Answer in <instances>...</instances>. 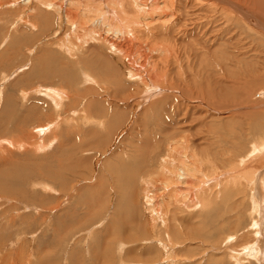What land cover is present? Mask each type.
I'll return each instance as SVG.
<instances>
[{
    "label": "rangeland",
    "instance_id": "rangeland-1",
    "mask_svg": "<svg viewBox=\"0 0 264 264\" xmlns=\"http://www.w3.org/2000/svg\"><path fill=\"white\" fill-rule=\"evenodd\" d=\"M240 2L233 0V4L240 5L244 11L254 16L256 19L255 24L248 23L247 19L233 6L234 21L233 25L229 27L227 25L224 27L225 21L220 19L222 16H219L221 15L219 13L218 16L215 15V19L219 24L215 21V25L210 24L208 26L207 22L204 21L203 24L206 31L200 29L202 33L201 31L199 33L189 31L191 33L189 36H180V34L175 36L170 32L160 34V27L159 30L151 28L146 32V35L143 36V41H152L151 39L156 35L153 32H158L160 37L157 38L159 39H172L171 41L179 42L178 47L182 53L180 60L183 59L181 61L182 73H184V76L183 74H180V76H183L185 80V88L189 91L191 90L190 94L192 96L200 93L198 96L204 100L202 103L205 100L207 101L204 104L195 102L196 105H194L189 99L191 97L183 98L177 93V91H182L177 84L173 85L175 90L170 89L166 85L162 93L153 96V100L146 102L148 105L145 104L143 107H139L140 103L143 102L140 94L135 96L129 102L124 103V106H127L126 108H121V106L117 110L124 112L121 113L123 117L122 124L126 121L129 122L131 119L136 120L138 125L143 122L146 125L150 124L148 128H150L152 135L144 136L143 130L139 131V128H136V124L133 127L134 123L131 120L132 123L129 129L126 132L123 130L120 134L122 135V138H120L121 144L118 142L113 149H111L114 145V140L112 141V139L116 135L112 131L111 133L109 132L108 123L107 125L105 123L104 126L96 123L88 124L82 121L85 116V111L83 110L86 101L83 102L84 104H80L79 95H85L90 92L88 88L91 87L92 90L97 86L91 83L84 86L82 84L83 76L80 75L82 73L80 70H83L84 65L70 66L69 61L74 62L72 58H68L64 50L56 47V44H52L55 40L47 39L54 35L53 33L58 29L56 27L60 25L57 22L58 13L54 10H48L50 8L25 12L27 10L21 0L16 6H10L9 3L0 4V264H112L115 261H117L115 264H143L144 262L146 264H163L162 261L164 259L161 260L160 258H164L165 251L162 249V245L159 244L161 242H158L159 239L163 240V236L162 238L156 236H150L151 238L147 239L143 238L144 242L139 239V242H132L134 245L132 246L131 242L128 241L130 240L128 238L130 234L126 235L127 238L124 235L122 236L117 229V222L113 223L114 214L118 208V200L114 195L117 193L116 188L112 185L113 181L110 178V173H114L115 169L118 168L122 173L121 179L123 176H125L124 179L128 178L126 187L129 186L133 189V197L135 195V199L138 201L135 200V204H132V200L129 198L128 205L134 210L136 209L135 212L143 215L146 220L148 211H146L144 197L149 191L144 189L142 178L146 174L148 175L153 167L161 171L163 160L166 163L170 162L169 160L166 161L168 147L171 145L172 138L176 136L169 139L159 135V137H154L157 125L160 126L164 116L168 117L165 112L162 113V110L151 109V105L154 103H162L174 109H177L180 105L182 106V115L180 112L178 117L175 116V121L171 122L170 118L168 120L174 125L180 116L182 117L184 113H187L186 120L188 123H192V127L185 126V128L180 129L174 125L175 133L189 134L193 141H191L193 146L196 147L195 145H198L201 156L204 155L206 150L209 153L212 150H216L221 168L220 181L222 185L220 189L225 192L223 194L224 198L221 196L220 200L217 201L216 216L218 214V216H224L226 219L228 218V221L224 222L221 226L222 230H218L216 235L212 232L209 233L210 230L208 231L209 234L206 232L203 235L202 233L203 237L196 234V232H201L198 229H203L199 226L200 222L196 217L199 213L197 212L199 211L198 206L193 210L195 213L184 210V214L175 211V206H173L172 212L177 217L179 214H186L185 216L187 217L185 222L178 219V222L175 220L173 224L172 238L178 243L167 253L174 257L173 259L176 262L174 264H240L234 262L232 257L243 258L233 254V252L231 253L226 248L228 246L226 245L227 241H225L226 237L237 238L235 244L238 245L234 249L238 250V253H241L242 256L249 257V252L244 251V254V249L241 248L245 242H251L253 249H262L260 250L262 257L259 260L264 264V151H260L257 155L253 154V152L257 151V148H262L260 141L264 140V109L260 108L264 106V31L261 30L262 25L264 27V15L260 14L261 12L257 10V7H250ZM162 5L164 6L163 3ZM180 9L183 13L191 12L185 2L180 4ZM39 13L48 14L53 19V22L55 21L53 26L50 25L48 27V32L47 30L46 32L44 31L45 25L40 26L39 31H35L29 25H23V19L18 20L19 15L25 16L26 14L27 20L32 22L38 18ZM192 21H195V19H189L188 22L191 23ZM203 24L201 23L200 26L203 27ZM192 27L191 24L187 25L189 30ZM227 28L233 31V44L230 41L232 38L228 34L229 32L227 33L229 31ZM150 30L153 31L151 32ZM43 32L47 34H45V37L42 35ZM62 33V35L69 33V31L67 32L66 22H63ZM147 33L150 35H147ZM204 35L205 37H203ZM177 38L178 40H176ZM212 40L213 43L211 42ZM184 42H187V44L184 45ZM48 43L50 44L48 45ZM201 43H206V45L202 46ZM193 44L198 48H194ZM187 45L190 46L188 47ZM102 49H104L102 54L109 56L106 54L108 51L106 47L104 46ZM57 50L60 52L58 53ZM200 50L203 51L201 52ZM212 50H217L218 54L214 59L210 57ZM205 51L208 56H206ZM52 52L57 53L59 56L58 58L55 54L56 61H50V59L47 60L46 58L50 53L54 55ZM89 55L90 52L87 47L82 52L77 53L79 58H85ZM215 59L220 60L219 63L224 64V67L228 66L229 71L226 72L222 65L215 68L213 66ZM45 62H47L46 65L49 67L55 68V71L63 68L65 76L70 74V76L75 77V81L68 83L63 81L64 78H59L55 81L47 80L46 82L40 75L46 72H32L36 68L40 70L41 66L45 67ZM115 64L117 71L121 72V76L124 78L122 81L125 82L126 79L127 84L131 85L133 81L128 80L125 75L126 71L122 68L123 66H120L123 65L120 59H116ZM176 64L172 63V73L173 77H176L175 81L177 82L178 74L181 72H178L180 66ZM44 82L51 87L65 89L67 97L63 108L53 107L51 100L40 93L38 88L42 89L41 84L43 86L46 85ZM103 82H100L99 86L102 87L103 85L107 91L111 89L108 92L112 93L114 89L111 85ZM135 86L141 91L144 90V87L140 84ZM141 87L143 88L141 89ZM214 90L216 92L221 91L222 95H215L214 93L216 92ZM177 95L180 96L178 97ZM176 97L180 100H177ZM74 99L76 100L74 101ZM188 99L190 102H186ZM239 102H244V104L233 107ZM245 102H248L247 105L250 106L245 105ZM215 103L218 107L221 105L220 108L217 109L216 107L214 110ZM207 105L213 107V109ZM242 106L244 109H241ZM78 109L79 111H77ZM74 111L77 112L74 113ZM259 111H261V115H258L257 112ZM250 112L255 115L249 114ZM49 117L54 120L51 122L52 124L54 123L53 126L50 125L51 123L49 124L51 120ZM24 121L26 122L24 123ZM152 123L155 125H152ZM39 125L45 126V130L42 127V130H36L37 132H35V128ZM102 126L104 129L101 128ZM131 126L132 128L130 129ZM152 129L156 130L154 131L155 134ZM232 130L233 132H231ZM85 135L89 136L86 137ZM86 138L88 139L86 140ZM228 139L229 141H227ZM173 142L175 141H172V144ZM10 143H13V145ZM42 144L46 148H39ZM115 151L116 154L114 153ZM121 151L124 152V155L121 156L122 161L118 160L120 159L118 156L116 157V155H121ZM258 155H263L261 157L263 160H259ZM241 160H244V167L247 166L248 173L253 174V181L251 183L247 182L248 185L246 183L244 185L238 184L237 187L233 188L234 190H231V188L225 190L224 184L230 182L228 181L230 176L235 172H241L240 167L233 169ZM122 163L123 165H121ZM151 166L153 167L150 168ZM110 167L111 169L109 170ZM120 181L123 182L122 180ZM155 193L157 194L158 192L154 191L153 194ZM239 193L241 194L239 195ZM124 204L126 205V202ZM205 210L203 209V211ZM206 214L210 213L207 211ZM179 222L183 224L187 222V226L190 225L191 228L186 229L188 233L193 232L195 235L201 236V238L189 240L183 235L180 237L178 229L180 228L182 231L184 229L182 223L180 224ZM159 223L160 226L158 227H161V230L162 222ZM131 226L133 228L129 226L131 232L135 236L141 237V234L137 232V228L134 225ZM111 229H113V232ZM223 241L225 242L222 243ZM148 247L154 248L153 250L151 249L152 252L150 249V252L148 251ZM133 248L136 249L132 250ZM139 254L141 257H138ZM230 255L233 256L231 257ZM141 258H143L142 261ZM253 258L247 264H258ZM110 259L111 261H109ZM118 260L121 262H118Z\"/></svg>",
    "mask_w": 264,
    "mask_h": 264
},
{
    "label": "bare ground",
    "instance_id": "bare-ground-1",
    "mask_svg": "<svg viewBox=\"0 0 264 264\" xmlns=\"http://www.w3.org/2000/svg\"><path fill=\"white\" fill-rule=\"evenodd\" d=\"M19 1L20 0H6V1L0 0V4L9 3L10 6H16V4ZM21 1H23L24 5H25V9L27 10L25 12H28V10L32 11V12L35 10L41 11L42 8L45 10L47 8H50L48 10H50V11L54 10L58 13L59 17H58L57 22L60 24L59 27H56V28H58L57 29L58 31L56 30L53 33L54 35L51 34L52 37L51 38L48 37L47 39L48 40L49 39L55 40L52 42V44L53 45L56 44V47H58L61 50H64L66 52V54L68 55V58L69 57L72 58V60L74 62H71L68 59L70 66L76 67L77 65L79 66V64L84 65L83 70H80V72H82L80 75L83 76L82 84H84V86H87V84H90V83L95 84V86H97L96 88H94L92 90H91V87L88 88V89H90L89 93H87L85 95H79V99H81L80 104L83 103L84 101H86L85 102L86 104L83 103L84 104V110L83 111H85L84 112L85 116H84V118L82 117L83 118L82 121L86 122L88 124L96 123L99 125H104L105 123L107 125V123H108V126H109L108 129L110 130L109 132L111 133V131H112L116 135L115 138L112 139V141L114 140V142H113L114 145L111 147V149H113V147L115 145H117L118 142L119 143L121 142L120 138H122V135H120V134L123 132V130L126 132L129 129V126L132 123V121L134 123L133 127H135L137 125L136 128H139V131L143 130L144 136L152 135L151 134L152 132L150 133V131H151L150 128H148L150 124L146 125V123L143 122V123H139V125H138V124H136V120H134V119H131L132 121L130 120L129 122L126 121L124 124H122L123 117L121 116V113H124V112H119L117 110L121 106H122L121 108H126L127 106L126 105L124 106V103L129 102L130 99L134 98L135 96L140 94V98L142 99L143 102L140 103L139 107H143L145 104H147L146 102H150L153 100L152 99V98H154L153 96H155L156 94L159 95L160 93H162L163 92L162 90H163V88L166 87V85L169 86L170 89L175 90L173 85L177 84V85H179V87H181V90H182V91H177V93H179L181 95V97L182 96H183V98L191 97L189 99H191V102H193L194 105H196V103H202L204 101V100L200 99V97L198 96L200 93L197 95L194 93L195 95L192 96L190 94L191 90L189 91L188 89L185 88L186 84L184 83V81H185L183 79L184 73H182L183 68L181 66V61H183V59L180 60L182 58V53H181V49L178 47L179 42L177 43V41L176 42L171 41L172 39L167 40V39H163V38L162 39L157 38V37H160L161 33L166 34V33L170 32V33H173L175 36H176V34L177 35L180 34V36H182V35L189 36V34H191V33H189V31H196V33L197 32L199 33L201 31L200 29L203 30L205 28V25L203 24V22L206 21L208 26L210 24H214L216 21L215 15L218 16L219 13H221V15H219V16H222V18L220 17V19H222V21L224 19V21H225L224 27H225V25H227L228 27L232 26L233 21H234L233 20L234 19V17H233V14H234L233 13V6L237 11L239 10L238 12L241 13L245 19H247L248 23L249 22L254 23V24L256 23V21H255L256 19L254 18V16H252L251 14L244 11V9H242L240 7V5H238L236 3L233 4V0H21ZM238 1H241L250 7H257V10H259V12H261L260 14L264 15V0H238ZM184 2L186 4V6L191 9V12H188V11L186 13L182 12V10L180 9V4H182ZM162 3L164 4V6L162 5ZM235 9H234V12H235ZM35 14H38V13H35ZM39 14L40 15L37 18L38 20L35 19V21H32V22L27 20L26 14H25V16L19 15L18 20L20 21L21 19H23L24 20L23 25H29L32 28V30H35V31H39L40 26L45 25L44 31L46 32V30L48 29V27L50 25L51 26L54 25L53 23L55 21L53 22V19L51 17H49L48 14H45V13L44 14L39 13ZM28 15H30V14H28ZM192 18L195 19V21H192L191 23H189L188 22L189 19H192ZM236 20H237V18H236ZM238 21H237V23H239ZM63 22H66L67 32L69 31V33H66L64 35H62L63 34L62 33ZM187 23L191 24L193 26L191 28V30L187 29V25H188ZM201 23L204 25L203 27L200 26ZM217 24H219V23L217 22ZM213 26H212V28H213ZM159 27L161 30H159ZM254 27H256V26H254ZM151 28H153L155 30H159V33H160L159 36H158V32L157 33L153 32L156 34L153 36V39H151L152 38L151 36L153 35V33L150 36L151 38L149 37V39H151L152 41H143L144 40L143 36L146 35V32ZM227 29H229V28H227ZM227 29H226V31H227ZM261 30L264 31L263 25L261 27ZM213 31H214V29H213ZM45 32H43V34H42V35H44L43 37H45L47 35ZM47 32H48V30H47ZM201 33H202V31H201ZM227 33L232 38L230 41L233 44V31H231L229 29V31H227ZM214 34H215V32H214ZM219 34H220V32H219ZM36 35H34V36L36 37ZM147 35H150V34L147 33ZM167 35H165V36H167ZM260 35H262V34H260ZM155 36H156V38H154ZM203 37H205V35ZM171 38H173V37H171ZM178 38L176 40H178ZM183 38H185V37L183 36ZM183 38H182V40L184 41ZM215 38H216V36H215ZM203 40H206V39H203ZM194 41H195V39H194ZM197 41H198V37H197ZM211 42L213 43V40ZM49 44L50 43H48V45ZM185 44H187V42L186 43L184 42V45ZM190 44H191V42H190ZM53 45H52V47H53ZM205 45H206V43L202 44V46H205ZM104 46L108 50L107 53L106 52L105 53L109 56H104L102 54L103 50H104L102 48ZM193 46L196 49L198 48L194 44H193ZM86 47H87V49H89L90 55L86 56L85 58L83 56H81L84 59L79 58V56H77V53L82 52V50ZM209 48H210V46H209ZM206 49H208V48H206ZM204 50H205V48H204ZM57 52H58V50H57ZM198 53H200V52L198 51ZM53 54L54 55H52L51 53L48 54L46 57L47 60L50 59V61H52V60L56 61L55 54L59 58L57 53H53ZM217 55H218L217 50H212L210 53V57L213 59H214V57H217ZM228 55H230V54H228ZM64 56L66 57V55H64ZM206 56H208L207 52H206ZM116 59H120L121 63L123 64L120 66H123L122 68H124V70L126 71L125 75L127 76L128 80L133 81V83L131 85L127 84L126 79H125V82L122 81V80H124V78L121 76V72L117 71V66L115 64ZM219 62H220V60L215 59V61L213 62V66L215 68H218L219 66L222 65ZM46 63L47 62H45L44 64L46 65ZM172 63L173 64L177 63L178 66H180L178 68L179 69L178 72H181V73H179V74L177 73L179 75V77L177 76L178 77L177 82L175 81L176 77H173ZM222 66H223V68L226 69V72L229 71L228 66L224 67V64ZM41 67H40V70H39V68H36L32 72H36V73L46 72V73L40 74V75H42V78L46 80V82H47V80H54L55 81L56 79H59V78L60 79L64 78L63 81L68 82V83H70V82L72 83V81L73 82L75 81V77L70 76V74H66V76H65V74H64L65 72H64L63 68H62V70L57 69V71H55V68H53L51 66L49 67L48 65H46L45 67L44 66H41ZM66 72H67V70H66ZM180 74H183V76H180ZM111 76H113L112 79L114 80L115 83L111 79ZM103 81L107 85H111V87L114 89V91L112 93L108 92L111 89L107 91V90H105L103 85H102V87L99 86L100 82H103ZM130 81H128V82H130ZM46 82H44V83L46 84ZM137 84L142 85L144 87V90L141 91L138 89V87L136 88L135 85H137ZM46 85L43 86V84H41V86L43 88L42 89L38 88L40 90V93L43 94L44 96H46L49 100H51L53 107H57L59 109L63 108V106L66 102V97H67V95L65 94V89L63 90V88L59 89L57 87L56 88L51 87L50 85H48V83ZM143 87H141V89ZM171 87H173V88H171ZM38 89H36V90H38ZM1 90H2V88H1ZM192 94H193V92H192ZM214 94L217 96H219V95L221 96L222 92L217 91ZM26 95H27V93H26ZM210 96H212V94H210ZM217 96H216V98H218ZM189 99L186 100V102L187 101L190 102ZM225 99H227V98H225ZM75 100L76 99H74V101ZM177 100H180V99L177 98ZM206 101L207 100H205V102ZM71 102H72V100H71ZM136 102H138V101H136ZM176 102H178V101H176ZM208 102L211 103L210 100H208ZM204 103H202V104H204ZM245 103H246L245 105L248 104V102H245ZM180 104H182V103L180 102ZM242 104H244V102L243 103L239 102V103L235 104L233 107H236V106L238 107ZM214 105H216V103ZM245 105H243V106H245ZM80 106H82V105H80ZM134 106H135V104H134ZM175 106H177V105H175ZM207 106L209 107V105H207ZM220 106L218 107V105H216L214 107V110L216 107H217V109L220 108ZM243 106L241 109H244ZM247 106H250V105H247ZM75 107H77V106H75ZM181 107L182 106L180 105L177 107V109H174L173 107L169 108V107L163 105L162 103H154L151 105V109L154 108L155 110H157V109L162 110V113L165 112L168 115V117L167 116L163 117V119L161 121L162 125L161 124H160V126L157 125V131L154 130V129H156L155 127H154V129H152L154 134H155L154 131H156V135H154V137L155 136L157 137L159 135V136H165L166 137L165 139H167V138L169 139L170 137H173L175 135L176 136L174 138H172V141H175V142H173V144H172V141H171V145L168 147V152H167V157H166L167 159L165 158L166 161L169 160L170 162L166 163L163 160L162 161L163 168H161L162 165H160L161 171H159L158 168L155 169L153 166H151L150 168H152V167L153 168L150 170V173L148 175L146 174L142 178V182L144 184V189L149 191L148 194H145V197H144V199H145L144 204L146 207V211H148V214L146 215V220L144 219L143 215L137 214V212H135L136 209L134 210V208H131L128 205L129 198L132 200V204L136 200L135 195L133 197V191H132L133 189H131L129 186L126 187L128 185V181H126V180H128V178L124 179L125 176H123V178L121 179L122 173L120 172L119 168L115 169L116 174H115V172L110 173L111 174L110 178L113 181L112 185L115 186L116 192H117L114 195L116 196V199L118 200V208L114 214L115 217L113 218V223L117 222L116 223L118 225L117 229L120 231L122 236L124 235V237L127 238L126 235L130 234L128 236V238H130V240H128V241L131 242V244H132V242H139V239H141V241L144 242L143 240L145 238L146 239L151 238L150 236H152V237L156 236L159 238H162V236H163V240H161V239L158 240V242H161L159 244L162 245V249L165 251L164 258H160L161 260L164 259L163 260L164 262L162 261L163 264L164 263L165 264L176 263L173 259L174 257L171 254L169 255L167 253L168 251L172 250L173 246L176 243H178V241H176L175 239L172 238L173 234L171 232L173 231L172 230L173 224H174L175 220H177V222H178V219L182 220V222L183 221L185 222L187 220L186 219L187 217L185 216L186 214L185 215L179 214V216L177 217V215L174 212H172V210L174 208L173 206H175V211L180 212V213H183L184 210H187L186 212H189V211L194 212L193 210H195V208L198 206L199 211H197V212H199V213L197 216L196 215L195 216L197 217V219H199V222H200L199 226L201 228H203V229H198L199 231H201V232H196V234H198V235H202V233L204 235V233H206V232H207V234L212 232V233H215V235H216V232L218 230H222L221 226L224 224V222L228 221V218L226 219V217H224V216H218L219 214L216 216V214H217V212H216L217 201L220 200L221 196L224 198L223 194L225 193L223 190L220 189L222 184L220 181L221 180L220 179V176H221L220 175L221 174L220 169L221 168H220L218 153L216 152V150L210 151L211 153H209L206 150V152H204V155L201 156V153L199 152V149H198V145H195L197 148L193 146V144H192L193 141L190 138L189 134L185 135V134L175 133V130H174L175 126H177V128H180V129L185 128V126L192 127V123H188L186 120L187 113L186 114L184 113L182 117L180 116L181 118L179 117V119L174 124L175 126L171 123L172 121H175L174 120L175 116L178 117L180 115L179 113L182 110ZM188 108H189V105H188ZM209 108L213 109V107H209ZM222 108H223V106H222ZM260 108L264 109V106H261ZM79 109L77 111H79ZM77 111H74V113H76ZM242 111H244V110H242ZM182 112H181V115H182ZM184 112H185V109H184ZM81 113H83V112H81ZM81 113H80V115H82ZM251 113L252 112H250L249 114H251ZM257 113H258V115H261V111H259ZM252 114H254V113H252ZM109 115H111V116H109ZM162 116H161V118H162ZM107 117H109V118H107ZM49 118L51 119V117H49ZM79 118H78V120H79ZM53 121L54 120L51 119L49 121V124ZM257 121H259V120L257 119ZM25 122L26 121H24V123ZM56 122H58V121H56ZM112 122H114V123H112ZM77 123L79 124V122H77ZM53 124L51 123L50 125L53 126ZM140 124H141V126H140ZM80 125H81V123H80ZM152 125H155V124L152 123ZM42 127L45 130V126L39 125L37 128H35V132H37L38 130L40 131V129L42 130ZM82 127H84V126H82ZM101 128L104 129L103 126ZM131 128H132V126L130 127V129ZM190 129H189V131H191ZM231 132H233V130ZM82 134H83V132H82ZM137 135H138V133H137ZM80 136H81V133H80ZM88 136L89 135H87L86 137H88ZM94 136H96V135H94ZM32 137H34V136H32ZM96 138H98V137H96ZM87 139L88 138H86V140ZM81 140L83 141V139H81ZM86 140H84V141H86ZM227 141H229V139ZM260 142H261L260 144H262L261 145L262 148H257L256 149L257 151L253 152V154H255V155L259 154L260 151H264V140H261ZM10 144L13 145V143H10ZM229 146H230V144H229ZM44 147H45L44 144L39 146V148H41V149H43ZM118 147H120V146H118ZM17 148H18V146H17ZM98 149H99V147H98ZM212 149H214V148H212ZM46 150H48V149H46ZM121 150H122V148H121ZM123 151H121V155H116V157L118 156L120 158L118 160L122 161L121 156L124 155ZM203 151H205V150H203ZM112 153H113V151H112ZM114 153L116 154V151ZM250 154L252 155V153H250ZM262 156L263 155L259 156V160L264 159V157H263V159L261 158ZM146 161H148V159H146ZM239 162L240 163H237V165L234 168L233 167L232 168L238 169L240 167L241 172H235L233 175L230 176V178H229L230 180H228V181H230L229 182L230 184L229 183L224 184L225 190L227 188H229V189L231 188V190H232L233 188L237 187L238 184L244 185V183H246L248 185V183H251L253 181V174L248 173L247 166L244 167V164H245L244 160H241ZM248 162H249V159H248ZM247 164H250V163H247ZM121 165H123V163ZM110 166H112V165H110ZM60 168H61V166H60ZM143 168H145V167H143ZM143 168H141V169L145 170ZM110 169H111V167L109 168V170ZM52 171H51V174H52ZM47 172H49V171H47ZM136 172H138V171H136ZM36 174H38V173H36ZM60 174H62V173H60ZM48 178H50V177H48ZM110 178H109V180H110ZM120 180H122L123 182L124 181H126V182L123 183ZM233 183H234V185H233ZM110 184H111V182H110ZM223 189H224V187H223ZM2 190H4V189H2ZM113 191H114V188H113ZM154 191H156L158 193L153 194ZM12 192H14V191H12ZM231 192H233V191H231ZM231 192H229V193H231ZM240 192H241V190H240ZM2 193H3V191H2ZM229 193H227V194H229ZM240 194L241 193H239V195ZM124 202H126V205L124 204ZM203 209H206V210L203 211ZM207 211L210 214H206ZM213 211H214V213H213ZM225 215H227V214H225ZM230 217H232V216H230ZM9 218H11V217H9ZM262 218H263V216H262ZM194 219H195V217H194ZM222 220H223V222H222ZM159 222H162V229L161 230H160L161 227H158V226H160ZM182 222H179V223L181 224ZM131 225H134L135 228H137V232H139L141 234V237L135 236V234L131 232V230L129 229V226H130V228H132ZM182 225H183V229L185 232L179 228L178 232H180V234H179L180 237H182V235H183V237H186V239H189V240H191V239L195 240L197 238H201V236H197L193 232L188 233V231L186 229L187 228L191 229V228H190V225L187 226V222L184 224L182 223ZM194 229H196V228H194ZM194 229H192V230H194ZM111 230L113 232V229H111ZM176 230H177V228H176ZM202 230H204V231H202ZM209 230H210V232L208 233ZM121 234H120V236H121ZM217 234H218V232H217ZM203 235H202V237H203ZM235 240L237 241L236 237H226V239H225V241H227L226 245H228V246H226V248L231 253L233 252V254H237V255L241 256V258H243V259H240V257L238 258L236 256L230 255L231 257L233 256L232 259L234 262H237L240 264H242V263L247 264V262H249L252 259V257H254L253 259L256 260V263L263 264L261 262V260H259L260 257H262L260 255V254H262L260 251L262 249L259 250V248L258 249L254 248L255 249L254 250L253 244L251 242H245V244L241 246V248L244 249L243 250L244 254H245L244 251L249 252L248 253L249 257H247V256L245 257V256H242L241 253H238V250L234 249V247L236 245H238V244H235L236 243ZM225 241H223L222 243H224ZM125 244H126V242H125ZM139 244H141V243H139ZM128 245H130V244H128ZM132 246H134V245L132 244ZM135 249L136 248H133L132 250H135ZM149 249L151 251L152 248L148 247V251H149ZM148 251H147V253H148ZM126 252H128V251H126ZM139 255H138V257H141V255L140 256ZM121 256H119V257H121ZM115 257H117V256H115ZM148 258H151V257H148ZM17 259H19V258H17ZM114 259H113V261H115ZM125 259H126V257H125ZM142 259L143 258H141V261H142ZM109 261H111V259ZM150 261H151V259H150ZM116 262L117 261H115V263ZM118 262H121V261L118 260ZM130 262H132V261H130ZM151 262H153V261H151ZM115 263L113 262L112 264H115ZM138 263H141V262H138ZM143 264H146V263L144 262Z\"/></svg>",
    "mask_w": 264,
    "mask_h": 264
}]
</instances>
